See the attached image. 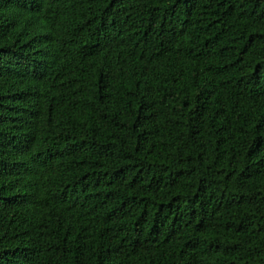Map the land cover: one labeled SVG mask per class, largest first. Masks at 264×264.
Listing matches in <instances>:
<instances>
[{"label":"trees","instance_id":"16d2710c","mask_svg":"<svg viewBox=\"0 0 264 264\" xmlns=\"http://www.w3.org/2000/svg\"><path fill=\"white\" fill-rule=\"evenodd\" d=\"M0 264H264V0H0Z\"/></svg>","mask_w":264,"mask_h":264}]
</instances>
